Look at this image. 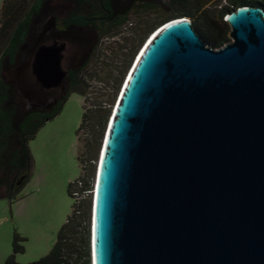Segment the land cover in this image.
<instances>
[{"label": "water", "instance_id": "1", "mask_svg": "<svg viewBox=\"0 0 264 264\" xmlns=\"http://www.w3.org/2000/svg\"><path fill=\"white\" fill-rule=\"evenodd\" d=\"M224 21L211 48L167 19L132 58L99 144L90 264H264V12ZM61 48L35 54L45 87L65 75Z\"/></svg>", "mask_w": 264, "mask_h": 264}, {"label": "trees", "instance_id": "2", "mask_svg": "<svg viewBox=\"0 0 264 264\" xmlns=\"http://www.w3.org/2000/svg\"><path fill=\"white\" fill-rule=\"evenodd\" d=\"M71 1L74 3V7L67 17V22L80 23L84 26L89 24L95 30L103 32L101 30L105 27L119 26L122 23L132 26V23H127L129 11L137 9L148 10L156 6L155 1L159 3L161 0H125V8L123 10H121L122 7L119 5V0ZM166 1L175 8L172 13L165 14L154 22L136 43H127L128 45L120 47L123 51L120 56H117L121 61L118 70L114 68L116 55L112 59L111 64L116 71V75L112 77L109 73L110 77L113 78L112 82L115 89L114 95L108 98L110 105L114 102L116 91L139 46L146 36L161 22L178 16L188 17L193 29L204 44L211 48H218L226 40L223 32V26L227 25L223 20L226 12L243 3L260 6L264 12V0H224L225 4H216L217 7L213 8L210 7L211 4L213 5L212 2H219L220 0ZM42 2L43 0L2 1L0 5V58L4 56L12 58L26 33L30 14L37 11ZM79 14H84L86 18H77ZM71 90H76L82 96L84 95L85 84L80 73L74 84L58 103L52 105L43 113L37 114L36 110L29 109L0 79V196L7 197L9 200L14 199L28 180L32 169V157L28 141L34 137L44 121L51 119L60 111L68 92ZM84 101L83 99V112L78 130H85L87 134L90 129L89 121L93 120V125H98L99 127L96 140L98 148L100 136H102L110 110L109 108L103 110V108L99 107H94V110L87 108ZM96 109L104 111V117L102 115L95 118V113L92 114V112ZM80 167L81 174L76 179L81 181L79 190H90L92 188L94 163L86 171L84 163H80ZM74 184H68L70 196H72L71 189L75 186ZM90 203V193L80 198L78 202H74L49 252L38 261L29 264H90ZM13 247L14 251L20 248L16 238H14ZM3 264L17 263L10 256Z\"/></svg>", "mask_w": 264, "mask_h": 264}, {"label": "rangeland", "instance_id": "3", "mask_svg": "<svg viewBox=\"0 0 264 264\" xmlns=\"http://www.w3.org/2000/svg\"><path fill=\"white\" fill-rule=\"evenodd\" d=\"M2 1L0 0V5ZM212 3L211 8L217 7L216 4H225L224 0ZM155 4V7L148 10L129 11L127 23H132V26L122 23L123 25L105 27L101 30L103 32L98 31L93 51L78 73L83 75L89 72L88 75L92 74L98 80H112L109 70L113 66L107 67L106 61L111 62L116 55L114 68L118 70L121 61L117 56L123 51L120 47L136 43L154 22L175 9L166 0L159 3L155 1ZM119 5L123 10L125 0H119ZM223 32L226 43L230 40L228 25L223 26ZM2 60L3 57L0 58V65ZM98 60L102 62L101 68L96 65ZM83 99L78 91H69L60 111L44 121L28 141L32 157L31 175L14 199L0 197V264L10 256L17 264H29L45 256L56 241L57 233L74 203V198L68 192V184L80 176V163L85 164V171L94 163L95 170L100 147L99 145L97 148L96 142L99 127L90 120L87 134L85 130H78ZM23 102L28 105L27 101ZM90 103L91 101L89 108L93 110L94 107L103 108L98 100L91 103L94 107ZM84 104L88 108L85 101ZM93 113L95 118L105 115L99 109ZM93 179L94 172L92 183ZM14 238L20 247L17 251L13 247Z\"/></svg>", "mask_w": 264, "mask_h": 264}, {"label": "flooded vegetation", "instance_id": "4", "mask_svg": "<svg viewBox=\"0 0 264 264\" xmlns=\"http://www.w3.org/2000/svg\"><path fill=\"white\" fill-rule=\"evenodd\" d=\"M74 7L71 0H43L37 11L32 12L26 33L12 58L4 56L1 61V81L29 109L41 114L58 103L74 84L79 69L93 51L98 31L92 25L69 23L67 17ZM77 18H86L79 14ZM61 45L60 68L65 75L54 87H45L35 76L33 61L42 46ZM25 64L21 81L10 73L16 66Z\"/></svg>", "mask_w": 264, "mask_h": 264}, {"label": "built area", "instance_id": "5", "mask_svg": "<svg viewBox=\"0 0 264 264\" xmlns=\"http://www.w3.org/2000/svg\"><path fill=\"white\" fill-rule=\"evenodd\" d=\"M130 24V23H128ZM112 61V60H111ZM98 63L96 65H98V68H101V60L97 61ZM104 63V62H103ZM107 63V65H106ZM105 65L109 68H111L110 66H112L111 62L106 61ZM111 73V76H115L116 75V71L115 69H110L109 70ZM89 73V72H88ZM81 74L80 76L83 77L84 80V84H85V91H84V95L83 98L85 100V102L87 103V106H89V102L91 101V103L95 100H98V104L103 107V108H112V105L109 104L108 100H105V98L108 97H112L115 93V89H114V85L112 80H98L96 79L94 76H92V74ZM120 87V85H119ZM119 90V88H118ZM115 94V97L117 95V92ZM90 103V104H91ZM93 107L94 105L91 104ZM73 183H75L73 186V189H71V195L74 198V202H78L80 200V198L85 197L88 193H92V188H93V184H92V188L90 190L87 189H81L79 190V188H81V181L79 180H75Z\"/></svg>", "mask_w": 264, "mask_h": 264}, {"label": "bare ground", "instance_id": "6", "mask_svg": "<svg viewBox=\"0 0 264 264\" xmlns=\"http://www.w3.org/2000/svg\"><path fill=\"white\" fill-rule=\"evenodd\" d=\"M131 64V63H130ZM130 66V65H129ZM129 68V67H128ZM128 70V69H127ZM126 73H127V71H126ZM126 73L124 74V77H125V75H126ZM124 77H123V79H122V82H123V80H124ZM122 82H121V84H120V87H121V85H122ZM120 87H119V90H120ZM119 90H118V92H119ZM118 92H117V95H118ZM117 95H116V97H117ZM116 97H115V99H114V102H115V100H116ZM114 102H113V104H114ZM113 107V106H112ZM111 110H112V108H111ZM111 110H110V113H111ZM110 113H109V115H110ZM105 128H106V125H105ZM105 128H104V130H105ZM103 137V136H102ZM101 142H102V138H101ZM100 142V143H101ZM101 145V144H100ZM98 151H100V147H99V150ZM98 156H99V152H98ZM97 162H98V158H97ZM97 162H96V164H97ZM95 169H96V166H95ZM96 171V170H95ZM93 183H94V181H93ZM92 194V193H91Z\"/></svg>", "mask_w": 264, "mask_h": 264}, {"label": "clouds", "instance_id": "7", "mask_svg": "<svg viewBox=\"0 0 264 264\" xmlns=\"http://www.w3.org/2000/svg\"><path fill=\"white\" fill-rule=\"evenodd\" d=\"M93 181H94V179H93ZM93 184V188H92V194H93V192H94V183H92ZM92 194H91V197H92Z\"/></svg>", "mask_w": 264, "mask_h": 264}]
</instances>
